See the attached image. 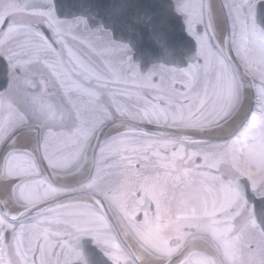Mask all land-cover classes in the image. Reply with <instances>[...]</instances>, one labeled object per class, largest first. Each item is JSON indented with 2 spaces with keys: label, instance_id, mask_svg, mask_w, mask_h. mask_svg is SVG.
<instances>
[{
  "label": "snow or ice",
  "instance_id": "1",
  "mask_svg": "<svg viewBox=\"0 0 264 264\" xmlns=\"http://www.w3.org/2000/svg\"><path fill=\"white\" fill-rule=\"evenodd\" d=\"M261 5L175 0L197 53L144 74L94 17L0 0V264H264Z\"/></svg>",
  "mask_w": 264,
  "mask_h": 264
},
{
  "label": "water",
  "instance_id": "2",
  "mask_svg": "<svg viewBox=\"0 0 264 264\" xmlns=\"http://www.w3.org/2000/svg\"><path fill=\"white\" fill-rule=\"evenodd\" d=\"M94 1L98 2L97 24H109L114 39L130 45L143 72L154 64L184 66L195 55L196 44L172 0H57V15L61 19L91 16L96 14ZM159 34L164 36L163 44L154 39ZM146 128L155 130V126Z\"/></svg>",
  "mask_w": 264,
  "mask_h": 264
},
{
  "label": "flooded vegetation",
  "instance_id": "3",
  "mask_svg": "<svg viewBox=\"0 0 264 264\" xmlns=\"http://www.w3.org/2000/svg\"><path fill=\"white\" fill-rule=\"evenodd\" d=\"M173 1L175 3V0H173ZM191 37L194 39L193 36H191ZM91 43L94 46V52L96 53L98 58H100L102 60L113 62L115 64H119L122 61L124 54L118 48L115 47L116 45H119L121 43L116 42L113 39L112 34L110 32H108V30H106V34L105 33L99 34V36L94 38ZM109 45H111V47H108ZM129 48H130V46H129ZM197 50H198V48H197ZM131 58H132V51H131ZM135 64H137V63H135ZM137 65H138L139 70L141 71L140 65L139 64H137ZM158 65H163V64H158ZM154 66L155 65L151 66L148 69V71H146L144 74L149 72ZM186 66H184V67H186ZM169 67H171V66H169ZM175 67H178V66H175ZM11 78H12V70L9 68L7 61L4 60L3 58H0V90L7 87V85L11 81ZM161 171L163 172L164 170L162 169ZM249 191H250L251 195L257 201H259L256 204H255V202H253V203L249 202L250 206L255 205L257 213L259 214L261 209H264V200H260L258 196L254 195L252 193L251 189H249ZM177 195H179V194H177ZM86 203H90V202H86ZM188 211L190 212L191 209H189ZM120 240L122 242L124 240V242L127 244H132V241L129 240L127 237H125L123 235V233H121ZM132 250L137 251V248H133ZM83 251L89 257V259L92 261V264H105V258L102 256L99 249L93 243H91V241L86 240L84 242Z\"/></svg>",
  "mask_w": 264,
  "mask_h": 264
},
{
  "label": "bare ground",
  "instance_id": "4",
  "mask_svg": "<svg viewBox=\"0 0 264 264\" xmlns=\"http://www.w3.org/2000/svg\"><path fill=\"white\" fill-rule=\"evenodd\" d=\"M234 126V125H233ZM229 130H231V129H229Z\"/></svg>",
  "mask_w": 264,
  "mask_h": 264
}]
</instances>
